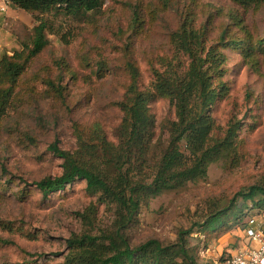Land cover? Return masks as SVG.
I'll use <instances>...</instances> for the list:
<instances>
[{
	"label": "rangeland",
	"instance_id": "1",
	"mask_svg": "<svg viewBox=\"0 0 264 264\" xmlns=\"http://www.w3.org/2000/svg\"><path fill=\"white\" fill-rule=\"evenodd\" d=\"M45 15L57 33L48 34L49 44L27 65L0 120V236L15 241L0 245V264H65L67 240L73 235L89 232L108 243L106 237L117 238L118 230L132 246L151 239L174 243L181 231L191 230L187 237L189 244L197 247L199 262L221 264L238 247L244 227L235 226L210 237L207 244L197 227L212 207L226 204L264 176V61L255 70L238 52H229V93L212 111L221 126L232 116L244 125L241 163L232 168L222 161L212 163L207 177L151 199L124 228L118 225L115 205L89 196L85 183L67 185L65 193L44 197L32 182L61 174L63 160L50 146L56 143L60 149L75 150L74 122L97 120L108 139H116L123 114L113 103L125 92V53L138 62L147 82V58L170 51L169 35L183 20L193 18L197 26L207 23L210 42L226 27L232 35L242 37L235 18H240L253 36H263L264 0L250 4L234 0H104L97 11L84 16ZM13 26L1 29L0 18V33L6 34V41L16 36ZM23 33L15 48L4 41L0 56L8 49H21V43L28 42L32 34ZM58 60L69 65L76 79L58 68ZM98 61L109 66L104 76L95 72ZM57 76H63V83H67L64 99L56 97L44 83ZM151 110L158 124L156 137L165 140L167 132L160 124L174 119V107L168 99H159ZM253 122L256 128L250 131L248 125ZM91 204L96 213L89 224L81 214ZM262 214L252 211L249 223ZM4 223L29 232L32 238L2 227Z\"/></svg>",
	"mask_w": 264,
	"mask_h": 264
},
{
	"label": "trees",
	"instance_id": "2",
	"mask_svg": "<svg viewBox=\"0 0 264 264\" xmlns=\"http://www.w3.org/2000/svg\"><path fill=\"white\" fill-rule=\"evenodd\" d=\"M103 1L13 0L15 7L33 15L35 25L30 40L22 42L21 49L4 52L0 57V120L13 101L27 65L49 44L48 34L57 33L45 13L84 16L97 11ZM234 1L250 4L254 0ZM235 20L243 30L242 37L232 35L226 27L212 42L208 38L207 23L197 26L193 18L183 20L169 35L170 51L147 58V82L138 62L125 53L122 66L127 77L125 92L113 103L123 114L116 139L109 140L97 120L74 122L77 148L63 150L56 143L50 146L63 160L61 174L32 184L47 197L54 192L65 193L67 185L85 183L89 196L115 205L118 225L124 228L151 199L207 177L212 163L222 161L230 168L238 166L243 158L244 139L240 134L244 125L232 116L221 126L212 111L229 93L226 78L230 72L229 52H238L250 67L258 70L264 61V35L253 36L239 22L240 18ZM56 64L69 78L76 79L67 63L58 60ZM96 65L99 76L109 71L103 61ZM55 79L48 78L44 83L56 97L64 99L67 83H63V76ZM159 99H168L175 110L174 119H164L160 124L167 132L165 140L156 137L158 124L151 110V105ZM248 127L253 131L256 124L253 122ZM2 169L6 172L3 166ZM252 211L264 213V176L238 191L226 204L212 207L198 223L197 232L205 236L203 242L207 244L210 237L224 234L235 226L245 228ZM95 213L96 207L91 204L81 216L91 224ZM2 227L32 238L19 227L11 228L5 223ZM190 232L181 231L179 241L174 243L151 239L136 246L130 245L119 230L117 238L106 237L108 243L100 236L85 232L67 240L69 251L64 263L202 264L197 247L189 244ZM13 244L14 240L0 236V245Z\"/></svg>",
	"mask_w": 264,
	"mask_h": 264
},
{
	"label": "built area",
	"instance_id": "3",
	"mask_svg": "<svg viewBox=\"0 0 264 264\" xmlns=\"http://www.w3.org/2000/svg\"><path fill=\"white\" fill-rule=\"evenodd\" d=\"M13 0H0V11H6ZM238 247L225 256L221 264H264V213L245 228Z\"/></svg>",
	"mask_w": 264,
	"mask_h": 264
},
{
	"label": "crops",
	"instance_id": "4",
	"mask_svg": "<svg viewBox=\"0 0 264 264\" xmlns=\"http://www.w3.org/2000/svg\"><path fill=\"white\" fill-rule=\"evenodd\" d=\"M1 18V29H6L9 26H13V30L16 34L15 38L6 41V34L0 33V54L4 50V41L8 44L11 43L15 48L19 46V39H21L23 32L32 31L33 26L35 25V19L31 13H27L21 8L15 7L13 4H10L6 11L0 12ZM22 34V35H21ZM21 35V37L19 36ZM14 50L8 49L6 52L12 53ZM1 57V56H0Z\"/></svg>",
	"mask_w": 264,
	"mask_h": 264
}]
</instances>
